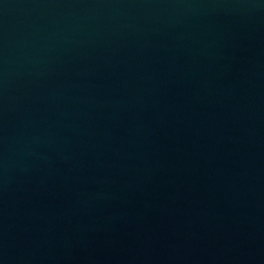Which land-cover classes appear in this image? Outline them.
Instances as JSON below:
<instances>
[{
    "label": "water",
    "instance_id": "1",
    "mask_svg": "<svg viewBox=\"0 0 264 264\" xmlns=\"http://www.w3.org/2000/svg\"><path fill=\"white\" fill-rule=\"evenodd\" d=\"M0 264H264V0H0Z\"/></svg>",
    "mask_w": 264,
    "mask_h": 264
}]
</instances>
